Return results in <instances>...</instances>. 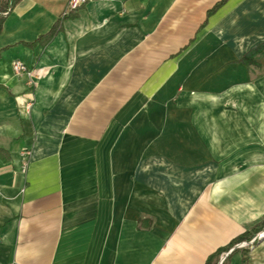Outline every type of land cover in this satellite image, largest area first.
<instances>
[{"label":"crops","instance_id":"obj_1","mask_svg":"<svg viewBox=\"0 0 264 264\" xmlns=\"http://www.w3.org/2000/svg\"><path fill=\"white\" fill-rule=\"evenodd\" d=\"M220 1L5 14L0 264H206L264 221V0ZM226 255L264 264V237Z\"/></svg>","mask_w":264,"mask_h":264},{"label":"trees","instance_id":"obj_2","mask_svg":"<svg viewBox=\"0 0 264 264\" xmlns=\"http://www.w3.org/2000/svg\"><path fill=\"white\" fill-rule=\"evenodd\" d=\"M19 1L20 0H11L6 11L0 9V35L3 31V25L5 22V13L6 12L8 13ZM225 1L226 0H221L215 6V9L218 8L219 6H221ZM73 11H75V10H73ZM73 11H71L68 15H65L63 18L72 16ZM62 21H63V19H60L53 26V28L46 35L41 36L39 38V40H42V39L50 40L55 35H57L63 29ZM262 48H264V44H261V45L255 47L253 50H251L250 52L246 53L243 56L242 61L247 66H250L251 64H259V65L264 64V51H262ZM263 228H264V221L254 225L250 230H247L246 232L242 233L241 235H239L238 237L233 239L228 245H226V246L220 248L219 250H217L216 252L212 253L208 257L206 264H219V262H220L219 258L222 255V253H224V252L226 253V252L230 251L237 243H239L241 241L251 239L256 233L261 231ZM229 256L230 255H227L221 264H227V260H228Z\"/></svg>","mask_w":264,"mask_h":264},{"label":"built area","instance_id":"obj_3","mask_svg":"<svg viewBox=\"0 0 264 264\" xmlns=\"http://www.w3.org/2000/svg\"><path fill=\"white\" fill-rule=\"evenodd\" d=\"M88 0H69L67 9L65 11V14L70 13L73 10H77L81 5L86 3ZM7 13V12H6ZM5 13V14H6ZM13 69L16 73H28L30 76H32L34 73L32 70H30L23 62L19 60H15L12 63ZM27 107H30V104H28ZM263 236V234L260 235V237Z\"/></svg>","mask_w":264,"mask_h":264},{"label":"rangeland","instance_id":"obj_4","mask_svg":"<svg viewBox=\"0 0 264 264\" xmlns=\"http://www.w3.org/2000/svg\"><path fill=\"white\" fill-rule=\"evenodd\" d=\"M263 234V236L260 237V235ZM264 237V230L259 231L258 233H256L251 239L247 240V241H241L239 243H237L235 246H250V245H254L259 239Z\"/></svg>","mask_w":264,"mask_h":264},{"label":"water","instance_id":"obj_5","mask_svg":"<svg viewBox=\"0 0 264 264\" xmlns=\"http://www.w3.org/2000/svg\"><path fill=\"white\" fill-rule=\"evenodd\" d=\"M226 256H227V255H226ZM226 256L223 257L222 261L226 258ZM222 261H221V263H222ZM221 263H220V264H221Z\"/></svg>","mask_w":264,"mask_h":264}]
</instances>
